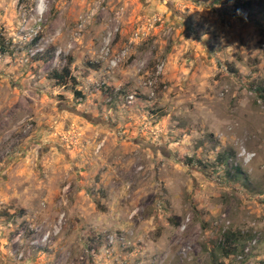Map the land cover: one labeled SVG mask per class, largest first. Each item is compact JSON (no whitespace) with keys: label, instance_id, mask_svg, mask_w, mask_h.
Wrapping results in <instances>:
<instances>
[{"label":"rangeland","instance_id":"1","mask_svg":"<svg viewBox=\"0 0 264 264\" xmlns=\"http://www.w3.org/2000/svg\"><path fill=\"white\" fill-rule=\"evenodd\" d=\"M238 1L0 0V264H264V0Z\"/></svg>","mask_w":264,"mask_h":264},{"label":"trees","instance_id":"2","mask_svg":"<svg viewBox=\"0 0 264 264\" xmlns=\"http://www.w3.org/2000/svg\"><path fill=\"white\" fill-rule=\"evenodd\" d=\"M252 4H253L252 0H240V1H238L236 3V6L233 8L234 15L241 17V18H245L247 16V13L245 10L251 9L253 7ZM3 48H4L3 43H0V51H3ZM70 63H71V61H69L66 65H64L60 71L54 70L52 72V77L55 79V81L58 84L65 85L68 81H70L72 86L76 85V83H77L76 78L71 75ZM74 93H75V95L80 96V91L76 88H74ZM222 159H224V157ZM235 171H236V175L241 173L240 167L236 166Z\"/></svg>","mask_w":264,"mask_h":264},{"label":"clouds","instance_id":"3","mask_svg":"<svg viewBox=\"0 0 264 264\" xmlns=\"http://www.w3.org/2000/svg\"><path fill=\"white\" fill-rule=\"evenodd\" d=\"M37 9L39 13H43L47 10V0H38Z\"/></svg>","mask_w":264,"mask_h":264},{"label":"water","instance_id":"4","mask_svg":"<svg viewBox=\"0 0 264 264\" xmlns=\"http://www.w3.org/2000/svg\"><path fill=\"white\" fill-rule=\"evenodd\" d=\"M69 109H71L72 111H74V108H73V107H70ZM82 116L88 117V116L85 115V114H82Z\"/></svg>","mask_w":264,"mask_h":264}]
</instances>
